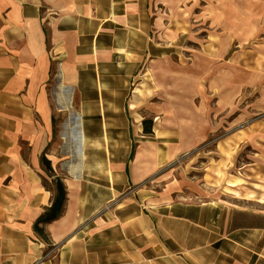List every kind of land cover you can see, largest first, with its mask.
<instances>
[{
	"label": "crops",
	"instance_id": "obj_1",
	"mask_svg": "<svg viewBox=\"0 0 264 264\" xmlns=\"http://www.w3.org/2000/svg\"><path fill=\"white\" fill-rule=\"evenodd\" d=\"M152 1L0 0V264H264L259 199L151 197L149 165L134 170L132 144L157 135L133 102L163 53ZM43 161L65 187L47 239Z\"/></svg>",
	"mask_w": 264,
	"mask_h": 264
},
{
	"label": "rangeland",
	"instance_id": "obj_2",
	"mask_svg": "<svg viewBox=\"0 0 264 264\" xmlns=\"http://www.w3.org/2000/svg\"><path fill=\"white\" fill-rule=\"evenodd\" d=\"M152 8L163 53L142 68L133 102L157 135L142 140L133 129L143 141L132 144L134 170L149 165L151 197L243 192L264 205V0H156ZM46 171L54 193L63 181Z\"/></svg>",
	"mask_w": 264,
	"mask_h": 264
},
{
	"label": "trees",
	"instance_id": "obj_3",
	"mask_svg": "<svg viewBox=\"0 0 264 264\" xmlns=\"http://www.w3.org/2000/svg\"><path fill=\"white\" fill-rule=\"evenodd\" d=\"M147 123H148V126H146ZM144 124H146V125L143 128V132L144 133H151V121L146 120V121H144ZM43 165L45 167V170H48L50 172L51 167L46 161H43ZM45 187L47 189L52 190L51 188L47 187L46 185H45ZM64 202H65V187H64V184L60 180H58L55 182V190L53 193L52 205L45 210L43 215L37 221V225L35 226V229L37 230V232L42 237H44L45 239H47L46 235L43 233V229L41 227H38V224L49 222V221L55 219L57 216H59L63 211Z\"/></svg>",
	"mask_w": 264,
	"mask_h": 264
},
{
	"label": "bare ground",
	"instance_id": "obj_4",
	"mask_svg": "<svg viewBox=\"0 0 264 264\" xmlns=\"http://www.w3.org/2000/svg\"><path fill=\"white\" fill-rule=\"evenodd\" d=\"M68 134H69L70 140H71L70 146H71V149H73L72 153L75 155L76 153H78L79 148H80L79 147L80 143L78 142V130H77L76 122H72L70 124ZM71 138H73L74 140L72 141Z\"/></svg>",
	"mask_w": 264,
	"mask_h": 264
}]
</instances>
